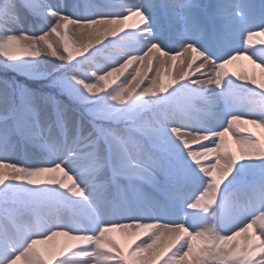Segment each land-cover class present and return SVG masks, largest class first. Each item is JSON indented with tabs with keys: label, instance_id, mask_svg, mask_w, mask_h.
<instances>
[{
	"label": "snow or ice",
	"instance_id": "obj_1",
	"mask_svg": "<svg viewBox=\"0 0 264 264\" xmlns=\"http://www.w3.org/2000/svg\"><path fill=\"white\" fill-rule=\"evenodd\" d=\"M261 37L264 0H0V264H264Z\"/></svg>",
	"mask_w": 264,
	"mask_h": 264
},
{
	"label": "rangeland",
	"instance_id": "obj_2",
	"mask_svg": "<svg viewBox=\"0 0 264 264\" xmlns=\"http://www.w3.org/2000/svg\"><path fill=\"white\" fill-rule=\"evenodd\" d=\"M50 2H56V0H50ZM65 2L66 3H70V2H73V0H65ZM256 2L258 3L259 0H256ZM24 26H26V25H24ZM69 35H70V33H69ZM182 58H180L178 61H171L170 67L168 69V74L165 75V76H163V79L164 80H166L167 78H171V76L173 75V73H175V75L178 76L181 73V71L186 67V65L184 63V60ZM169 62L170 61H168V63ZM244 65H246L245 66L246 68L247 67H250V65H247V63H245L243 61V62H238L237 64H234V65L229 66V69L230 68H233V67H235L237 69V71H239L241 69V73L242 74H252V72L255 71V73L259 76V72H260L259 69H256L255 67L252 66L247 71H245ZM177 67H178V70H175ZM86 70L87 71H91L92 69L88 68ZM243 70H244V72H243ZM10 78H14L13 77V74H11V73L5 74V72L2 69H0V80L10 79ZM197 107L203 109L206 106L202 102H198L197 103ZM249 131L250 132H255L254 134L256 136L260 137V139L262 141H264V129H260L257 126L255 127L254 125H252V128L249 129ZM229 140H231L230 137L227 138L228 145H229ZM232 151L233 152H236L237 155H238L236 146L232 149ZM144 191H145V194H152L150 192L149 186H147V185H145ZM45 211H47V210H45ZM63 239H64L63 237H60V240L58 242L62 241ZM38 247H40L41 249H43V248L46 247V245H39Z\"/></svg>",
	"mask_w": 264,
	"mask_h": 264
},
{
	"label": "bare ground",
	"instance_id": "obj_3",
	"mask_svg": "<svg viewBox=\"0 0 264 264\" xmlns=\"http://www.w3.org/2000/svg\"><path fill=\"white\" fill-rule=\"evenodd\" d=\"M69 33H70V36H71V38L72 39H76L77 37L72 33V30H71V28L69 29ZM261 38H264V37H261ZM182 58V57H181ZM183 60H184V63H185V65H186V61H187V59H188V57L187 56H185V57H183L182 58ZM170 62L169 63H167V68L169 69V67H170V63H171V60H169ZM245 63H247V65H250V67H255L254 65H251L250 64V62H248V61H244ZM246 65H244V68H245V71H247L250 67H245ZM257 69V68H256ZM175 70H178V67L175 69ZM229 71H236V72H238L239 74H241V75H243L242 73H241V69L239 70V71H237V69L235 68V67H233V68H230L229 69ZM243 72H244V70H243ZM168 79H170V78H167L166 80H168ZM246 127H247V129L249 128V129H251L252 128V125H246ZM256 127V126H255ZM249 129H248V131H249ZM250 132V131H249ZM253 134L255 133V132H252ZM230 148H231V150L236 146L231 140H229V145H228ZM60 240V237H57V238H55V242H58ZM51 243H53V242H50V244Z\"/></svg>",
	"mask_w": 264,
	"mask_h": 264
}]
</instances>
